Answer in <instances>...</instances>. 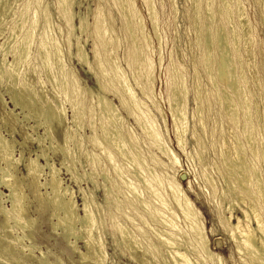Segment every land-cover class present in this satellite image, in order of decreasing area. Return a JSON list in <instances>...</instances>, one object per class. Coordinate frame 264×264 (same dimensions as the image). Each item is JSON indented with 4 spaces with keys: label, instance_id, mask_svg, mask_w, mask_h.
I'll return each instance as SVG.
<instances>
[{
    "label": "bare ground",
    "instance_id": "6f19581e",
    "mask_svg": "<svg viewBox=\"0 0 264 264\" xmlns=\"http://www.w3.org/2000/svg\"><path fill=\"white\" fill-rule=\"evenodd\" d=\"M19 0H0V28L3 27L2 23L5 21V19L8 17V15H10V12L12 10H14L13 8L15 7L16 3ZM21 1V0H20ZM19 1V2H20ZM25 1V0H23ZM29 1V0H28ZM31 1V0H30ZM29 1V2H30ZM42 0H38L36 2V0L34 2H36L37 4H41ZM57 1V0H56ZM120 3V0H117ZM122 2V14H124V19H125V24L128 30V36H131V41L132 42V52L131 56L132 57V66L133 68L135 67L134 70V75H135V81H136V86L139 88H137L138 90H140V94H142L143 98L145 99V101H148L149 103H152L153 100V92H155L152 89V86L154 85V64L152 62V60L147 57L146 51L144 46L146 45L145 43H147V38H146V34H145V30H144V23H143V19L142 17H138L140 16V14H137V10H136V1L135 0H121ZM146 7V9L148 10L147 14L150 17V24L152 25V29L154 31L153 34H155L156 36H158V30H159V20L157 19V15H156V10H155V6H154V1L153 0H142ZM171 1V0H170ZM177 1V0H176ZM175 1V2H176ZM190 4H193L194 6V12H195V24L196 26V33H198L196 35L197 37V45L198 46H202L203 47V56H201V58L203 57L202 60V64L204 66V70H205V77H207V81L210 82L211 86L214 87V89H216L218 92V95L220 97V103L222 107L220 109V107L218 109L223 110L220 113H222V116L224 118H226V122L228 121L231 130H230V137L232 139V145H229V143L227 144L225 137L222 138L221 142H222V147H221V153L219 151V155L223 153V157L221 156V158H223L222 163L223 166L225 167L227 173L228 174V180H224L226 181V184L228 186V190L231 192L229 194H232L233 197L236 195L235 198H237L236 200H238L237 202L241 201L242 204L243 202H245L244 204L247 203V207L243 212V218H237V222L236 224L231 226V234L233 233L234 237H236V232H240V236L241 238L245 239V244L247 245V248H243V246L241 244H236V248L235 251L237 252L239 250V253L241 254V251H245V253H247V257L245 258V260L248 258V256L252 259V260H248L249 262L254 260V264H264V119H261L259 116V111H258V107L256 104V100H254L252 94L248 95L246 94V91L243 88L246 84H247V76L245 75V72L243 73V65H241V68H243L241 71L242 73L239 74L237 73V69L238 67L236 66V58L234 59V56H236L237 53V45H238V40L240 41V38L238 35H242V37L245 39V42L248 41L250 38V30L252 32V29L248 28L247 21L249 22V19H245V13H244V9L242 7V4L240 2V0H220L219 6H216L215 2L216 0H189ZM215 1V2H214ZM18 2V3H19ZM28 2V3H29ZM33 2V3H34ZM41 2V3H40ZM58 8H59V15L61 14V16L65 19L66 24L68 29H70V31H76L78 27V29L81 31L80 33H84L86 30V18L84 17H79V26L75 25L74 21L76 19V15L73 12V0H58ZM174 2V3H175ZM27 3V4H28ZM117 3V4H119ZM21 4V3H20ZM24 4V5H27ZM30 4V3H29ZM27 5L26 7H24V10H22L20 16L18 17V22L16 24V27L13 28V34L10 36L9 40L6 39L5 42H3L1 44V50L4 51L5 48L8 46V44L10 43V41L12 39H14L16 37L17 34V30L22 31L23 32V28L27 27L25 29V32L21 35V41L18 42V45H16L17 47H15L14 43L19 40H13L15 41L14 43H12L14 45V50L12 52V57L13 60H7V56H8V52L11 50L10 46L8 49H10L8 51V49L4 52V55H2L3 53H1L2 56H4L3 60H0V85H3L11 92V101L12 104L14 105V110L15 109H21L24 111V109H31L33 108L34 105H36L37 103V97H38V90L35 89L34 87H32V83L30 81V73L31 72H35L36 76H39L38 73L36 71H31L29 69H26L27 65L32 64V60H36L39 59L42 62V65L44 67V71L46 74V79L47 82L51 84V86L53 87L52 89H54L55 92H57L60 95L65 96L67 99V102H70L71 105V110L73 111L72 115H73V120L76 123H80L82 122L83 118H85V114L87 113V111L89 110L91 115H94V113H96L94 110L92 111V108L88 109L86 111V109L84 108L85 104L84 101L85 100V96H87L85 94V96H82V93L79 89H77V87H79L78 82H76L77 80L75 79L76 75H72L73 72H70V69H67L69 67H67V65H65L64 60H63V52L61 51L60 47L57 46V44L55 43V41L53 40L54 38H52L51 36V32L50 34L48 33V30L46 28V26L43 27L42 25V29H43V33L41 34L40 41L38 42V49L35 55L32 56V50L31 47L33 45V41L36 39V37L34 38V36L37 34H35V32L39 29L38 23L39 22V16H38V10L35 11L39 6H37V8L35 10H33L31 17H29V10H30V5ZM48 4V3H47ZM121 4V3H120ZM34 5V4H33ZM35 6V5H34ZM178 5H176L175 8H177L176 11H178ZM41 7V6H40ZM75 7V6H74ZM116 7V4H115ZM119 7V6H118ZM120 7V8H121ZM191 7V6H190ZM20 8V7H19ZM34 8V7H33ZM117 9V8H116ZM41 10V9H39ZM47 10V9H46ZM49 10V9H48ZM40 12V11H39ZM49 12V11H48ZM99 12H101L99 10ZM103 12V11H102ZM139 12V11H138ZM179 12V11H178ZM42 13V12H41ZM44 13V10H43ZM189 13V12H188ZM103 14V13H102ZM120 14V13H119ZM220 15V19H225L224 21L219 20V24L218 27L216 28V26L214 27L215 29H217V31L215 29H213L216 31V33L212 32L211 29V25L213 24L214 21L217 22L216 16ZM40 15V14H39ZM45 15V16H44ZM43 15V17L45 18L46 21V25L51 26L52 24H50L51 22H49L51 18H49V14L45 13ZM105 15V14H103ZM121 15V14H120ZM42 16V15H41ZM106 16V15H105ZM104 16V17H105ZM192 16V15H191ZM120 17V16H119ZM14 18V17H13ZM43 18V20H44ZM49 18V19H48ZM61 18V17H60ZM193 18V17H192ZM8 19V18H7ZM16 19V17H15ZM120 19V18H119ZM149 19V18H148ZM106 20V19H105ZM105 20L102 19V15L101 13L97 14L96 17V21H95V34L97 35V39H98V44L100 45V47L103 48V50H106L109 48H111V46L113 47V50H115L117 48V39L113 38V29H112V23L108 22L105 23ZM194 20V19H193ZM204 20H206L207 22L204 23ZM12 20H10L11 22ZM14 21V20H13ZM16 21V20H15ZM64 21V22H65ZM43 22V21H42ZM60 22V21H59ZM113 22V21H112ZM123 22V21H122ZM234 22H237V27L234 24ZM6 24V23H5ZM12 24V23H11ZM14 24V23H13ZM14 24V25H15ZM50 24V25H49ZM215 24V23H214ZM8 25V24H7ZM6 26V25H5ZM53 26V25H52ZM51 26V27H52ZM251 27V24L249 25ZM125 27V28H126ZM5 28V27H4ZM10 28V27H9ZM40 28V27H39ZM53 28V27H52ZM58 28V27H57ZM76 28V30H75ZM193 28V29H194ZM8 29V27L6 28ZM5 29V30H6ZM49 29V28H48ZM61 28L59 27V30ZM189 29V28H188ZM3 30V29H1ZM0 30V31H1ZM78 30V31H79ZM232 31L230 32V34L232 33V35H229L228 31ZM69 31V30H68ZM152 31V32H153ZM241 32L240 34L237 32ZM11 32V31H10ZM11 32V33H12ZM20 32L19 35L22 33ZM62 32V30L60 31V33ZM125 32V31H124ZM4 33V32H1ZM0 33V34H1ZM126 33V32H125ZM6 34V32H5ZM4 34V35H5ZM40 34V33H39ZM53 34V33H52ZM75 35V32L72 33V35ZM148 34V33H147ZM252 34V33H251ZM3 35V34H2ZM61 35V34H60ZM73 35V36H74ZM82 35V34H81ZM160 35V34H159ZM1 36V35H0ZM18 36V34H17ZM39 36V35H38ZM127 36V34H126ZM149 36V34H148ZM155 36V37H156ZM191 36V35H190ZM232 36V37H230ZM253 36V34L251 35V37ZM75 37V36H74ZM4 38V37H3ZM129 38V37H128ZM149 38H151V36H149ZM158 38H161V36H159ZM1 39V38H0ZM76 39V38H75ZM96 39V40H97ZM127 38H125L126 41ZM157 39V38H156ZM242 39V38H241ZM243 39V41H244ZM57 40V39H56ZM130 40V39H129ZM152 40V39H151ZM160 40V39H159ZM253 40H255L253 38ZM9 41V42H8ZM58 41V40H57ZM70 41V40H69ZM121 41V40H120ZM150 41V40H149ZM251 41V40H250ZM250 41H248L247 43H249ZM36 42V41H34ZM127 42V41H126ZM152 42V41H151ZM149 42V45H151ZM158 42V41H157ZM161 42V41H160ZM254 41H252L253 44ZM15 43V44H16ZM58 43V42H57ZM97 43V42H96ZM128 43V42H127ZM242 43V42H241ZM161 44V43H159ZM244 44V42H243ZM60 45V44H58ZM98 45V46H99ZM120 45V42H119ZM118 45V46H119ZM144 45V46H143ZM251 44L248 45V49L251 50V48L249 47ZM82 46V45H81ZM95 46V45H94ZM152 46V45H151ZM239 46V45H238ZM244 46V45H243ZM247 46V44H246ZM254 46V45H251ZM72 47V46H70ZM78 47V45H77ZM120 47V46H119ZM147 47V46H146ZM202 47H200L202 49ZM13 48V47H12ZM33 48V47H32ZM36 48V46H35ZM84 48V47H83ZM98 48V47H97ZM97 48H95L94 55L95 58L99 61H102L100 59V51L97 50ZM149 48V47H148ZM147 48V49H148ZM239 48V47H238ZM247 48V47H246ZM245 48V49H246ZM253 48V47H252ZM86 49V48H85ZM85 49L82 48H78V56L79 59L82 61V63L86 64L89 66V60H88V55L85 52ZM119 49V48H118ZM243 49V51L245 50ZM102 50V49H100ZM112 50V51H113ZM162 50V49H161ZM116 51V50H115ZM150 51V50H149ZM239 54H240V50L238 49ZM249 51V50H248ZM108 52V50H107ZM129 52V50H128ZM131 52V51H130ZM129 52V53H130ZM161 52V51H160ZM215 52L218 53V58H217V62L215 65ZM252 52V50H251ZM250 52V54H251ZM109 53V52H108ZM113 53H115L113 51ZM111 53V54H113ZM248 53V52H247ZM254 53V52H253ZM10 54V53H9ZM72 54V53H71ZM118 54V52L116 53ZM128 54V53H127ZM246 54V53H245ZM244 54V55H245ZM256 54V53H254ZM254 60H257V57L254 56ZM11 55V54H10ZM159 55V53H158ZM161 55V54H160ZM159 55V56H160ZM242 55V54H241ZM249 55V53L247 54V56ZM252 55V54H251ZM251 55H250V59H251ZM88 56V57H87ZM109 55H107L106 53V63H107V67L104 66L103 62L99 63V66L101 68L102 74L104 77L107 78V85H109V88L106 84L103 85H99L102 90L107 93V92H112L111 94L114 93V95L118 98V100L120 101V103L125 108L130 116L132 115L133 120H136L137 123L139 124V128H141L145 139L147 138L148 140L146 141V143L149 141L148 144H150V147L152 150L157 151L159 154H161L163 157H167V159L169 158L171 161L175 158L176 156L173 154L172 150H170V148L167 146L164 135L160 129V126L158 124V122H156V117L153 116V114L149 111V107H147L146 103L141 102V100L138 98L135 90L133 89V87L131 86L129 80H128V76H126L125 71L122 69V67L120 66L119 62L116 60H110L108 58ZM117 56V55H115ZM163 56V55H161ZM171 56V55H169ZM237 57V56H236ZM243 57V56H242ZM241 57V58H242ZM252 57V58H253ZM256 57V58H255ZM104 58V59H105ZM129 58V57H128ZM131 58V57H130ZM240 58V55H239ZM248 58V57H247ZM78 59V58H77ZM160 59V62L162 59V57H159L158 60ZM219 59V60H218ZM244 60V58H242ZM264 59V58H263ZM78 60V61H80ZM119 60V58H118ZM252 60V59H251ZM253 60V61H254ZM96 61V60H95ZM104 61V62H105ZM120 61V60H119ZM129 61V59H128ZM248 61V60H246ZM258 61V60H257ZM256 61V62H257ZM37 62V60H36ZM35 62V65L37 64ZM158 62V61H157ZM159 62V63H160ZM40 63V62H39ZM38 63V64H39ZM105 63V65H106ZM163 63V62H162ZM238 63V62H237ZM239 63L241 64V61H239ZM251 63V62H250ZM255 63V62H253ZM161 64V63H160ZM158 64V66L160 65ZM201 64V65H202ZM239 64V65H240ZM246 64V63H245ZM248 64V63H247ZM257 64V63H256ZM259 64V63H258ZM34 65V64H33ZM163 65V64H161ZM249 65V64H248ZM252 65V64H251ZM250 65V66H251ZM87 66V67H88ZM131 65L129 64V67ZM174 65L171 64V68H173ZM257 65L254 64V66L252 67H256ZM29 67V66H27ZM31 67V66H30ZM240 67V66H239ZM246 67V66H245ZM40 68V66H39ZM90 68V67H89ZM88 68V69H89ZM132 68V69H133ZM156 68V67H155ZM248 68V67H247ZM250 68V67H249ZM248 68V69H249ZM36 69V67H35ZM99 69V68H98ZM128 69V68H127ZM161 69V68H160ZM175 69V67H174ZM173 69V70H174ZM251 69V68H250ZM255 69V68H254ZM34 70V68H33ZM38 70V69H37ZM73 70V69H72ZM71 70V71H72ZM90 70V69H89ZM100 70V69H99ZM98 70V71H99ZM196 70V69H195ZM203 70V71H204ZM256 70V69H255ZM240 71V72H241ZM250 71V70H249ZM248 71V72H249ZM252 71V69H251ZM258 71V70H256ZM100 72V71H99ZM178 72V71H177ZM195 72V71H194ZM43 73V72H42ZM72 73V74H71ZM173 73V82H172V86H171V95H170V100H169V104H170V116L172 118L173 121V129H174V134L176 136V142L178 143L179 148L184 149V147H186V132H187V127H189V123H188V109H187V98H188V90L186 89V83L184 84V76L178 75V73ZM196 73V72H195ZM204 73V72H203ZM251 73V72H250ZM249 73V74H250ZM254 72H252L253 74ZM259 73V72H257ZM133 74V72L131 73ZM180 74V73H179ZM199 74V73H197ZM42 75V74H41ZM133 75V76H134ZM196 75V74H195ZM202 75V74H201ZM98 76V75H97ZM102 76V75H101ZM42 77V76H41ZM103 77V78H104ZM199 77H197L196 75V79L198 78L199 81ZM258 77V76H257ZM100 78V77H99ZM105 78V79H106ZM134 77H132L133 79ZM201 78V77H200ZM252 78V77H251ZM260 78V77H258ZM36 79V78H35ZM41 79V78H39ZM78 79V78H77ZM38 80V79H36ZM171 80V77H170ZM195 80V79H194ZM253 80V79H252ZM258 80V79H257ZM43 81V79H42ZM39 82L38 84L40 85V90L42 91V93L44 94V91H46V85L44 82ZM203 81V80H202ZM255 81V80H254ZM260 81V80H258ZM257 81V82H258ZM204 82V81H203ZM6 83V84H5ZM194 83V81H193ZM221 83L223 85H221ZM80 84V83H79ZM100 84V83H98ZM200 84V81H199ZM209 84V83H208ZM220 84V87H219ZM258 84H260L258 82ZM197 84H195L196 86ZM194 86V85H193ZM203 86V85H202ZM201 86V88H202ZM248 86H249V82H248ZM256 85H254L255 87ZM2 87V86H1ZM4 87V88H5ZM81 88V87H80ZM84 88V87H83ZM196 88V89H195ZM193 91L197 92L196 94L198 95L197 97H202V95L200 96L198 88L199 86L195 87ZM200 88V89H201ZM205 88V87H204ZM207 88V86H206ZM249 88V87H248ZM258 88V87H257ZM6 89V90H7ZM247 89V88H246ZM256 89V87H255ZM262 89V88H260ZM48 90V89H47ZM169 90V91H170ZM206 90V89H205ZM248 90V89H247ZM251 90V89H250ZM257 90V89H256ZM264 90V89H262ZM53 91V90H52ZM107 91V92H106ZM201 91H203L201 89ZM208 91V90H207ZM215 91V90H214ZM260 90H258L259 92ZM84 92V90H83ZM91 92V91H90ZM251 92V91H250ZM264 92V91H263ZM263 92H261L260 94H263ZM85 93V92H84ZM89 92H87L88 94ZM210 93V92H209ZM208 93V94H209ZM212 93V92H211ZM214 93V92H213ZM254 93V92H253ZM1 94V92H0ZM91 94V93H90ZM94 94V93H93ZM196 94L195 97H196ZM205 94V93H204ZM207 94V93H206ZM205 94V96H206ZM207 94V95H208ZM215 94V93H214ZM217 94V93H216ZM57 95V94H56ZM217 95V96H218ZM258 97V94H255L254 96ZM264 95V94H263ZM3 96V94H2ZM45 96V95H44ZM48 95L46 94V97ZM59 96V95H58ZM57 96V97H58ZM61 96V97H63ZM94 95H92L93 98ZM45 97V98H46ZM60 97V96H59ZM159 97V95H158ZM196 97V106L197 108H195L198 114V120L200 121V124L202 126L201 129L205 130L204 128V124H203V114H202V110H201V105L202 102V98L201 100ZM213 97V95H212ZM218 97V98H219ZM260 97V95H259ZM263 97V96H262ZM261 97V99H262ZM41 99V97H39ZM115 98V97H114ZM206 98V97H205ZM209 98V97H208ZM217 98V97H216ZM217 98V99H218ZM39 99V101H41ZM47 99H49L47 97ZM58 99V98H57ZM64 99V98H63ZM98 111H99V116H101V127L103 130V140H101L100 138L97 137V135H92V142L99 147L102 152H104L107 155V159H109V161L111 162V166L114 167V171L117 173V176L120 178L122 185H124V187H126V191L130 192V196L132 197V204L134 206L135 203L144 206L145 210L150 213L151 218L153 219V223L157 222V223H162L163 226L165 227V229L167 230H162L157 231L158 234L161 236L162 241L164 242V245L167 244V247L169 246V248L176 246L178 244L183 245L184 243L187 242V240H189L188 237L186 240H184L182 237V234H184V230L181 227V225H179L175 218H177V214L175 212V210L172 208L171 204L176 203V205L178 206L179 210L181 211V215H183L185 222L187 223V226L189 227L190 231L192 232L194 239H192V242H188L190 244L197 243L198 246L200 247V249L202 250L201 253L199 254L198 251H196L198 253V256L195 257L196 259H194V263L189 259V252L185 251V252H181L179 249L181 248H177L176 252H172L173 250L170 249L171 251H168L171 256L172 259L174 258L175 264H202L203 262L205 264H208V261H211L210 263L212 264H216L215 261H219L220 257H218L216 254L212 253L207 245V241L208 238L206 239L205 236V232H204V226L202 224V222L199 220V215L200 213H198V211L195 209L194 204L190 201V199L187 197V195L183 192V190L180 188L179 183L177 182V180H175L176 178L172 176V178H169L168 181H165V177L164 180L161 177H159V175H156L155 173V166H158V164L154 167H150L149 165L152 163L150 161L149 165H148V161L146 160V158H144L143 154L141 153L143 149H141V152L139 150L138 145L136 144V141L138 142L139 139H137V137L135 136L134 132H132L133 135L126 134L128 135V139L126 138L124 132L122 131V129L124 127H122V123H124V121L122 122V118H121V114L119 115V111L117 109V107L113 104V102L111 100H109L108 98L99 95L98 96ZM256 99V98H255ZM2 100V99H1ZM114 100V99H112ZM205 100V99H204ZM214 100V98L212 99ZM263 100V99H262ZM3 101H5L3 99ZM43 101V99H42ZM206 101V100H205ZM204 101V102H205ZM209 101V99H208ZM215 101V100H214ZM213 101V102H214ZM260 101V99H259ZM264 101V100H263ZM262 101V102H263ZM1 102V101H0ZM49 102V100H48ZM64 102V101H63ZM62 102V103H63ZM66 102V103H67ZM157 102V100H156ZM258 102V100H257ZM51 103V100H50ZM159 104V102H157ZM208 102H205V104ZM219 104V102H217ZM264 103V102H263ZM7 104V103H6ZM38 104V103H37ZM40 104V103H39ZM38 104V105H39ZM43 104V103H42ZM85 104V105H84ZM155 104V103H154ZM195 104V103H194ZM209 104V103H208ZM217 104V105H218ZM259 104V103H258ZM262 104V103H261ZM3 105V103H2ZM37 105V106H38ZM41 105V104H40ZM49 105V104H48ZM47 105V106H48ZM66 105V104H65ZM160 105V104H159ZM215 105V104H214ZM7 106V105H6ZM46 106V105H45ZM42 107L41 111H40V116L41 118L44 117L45 120L50 121L52 123V121L57 122L58 124H63L65 121V115L67 114L65 111V108H63V104L56 102V105L51 106L50 108L48 107ZM63 106V107H62ZM260 106V105H259ZM92 107V106H91ZM95 107V106H94ZM119 107V106H118ZM153 107V106H152ZM169 107V106H168ZM203 107V106H202ZM206 107V106H205ZM204 107V108H205ZM208 107V106H207ZM209 107H212L211 104ZM5 108V107H4ZM41 108V106H40ZM154 108V107H153ZM162 108V107H161ZM202 108V109H204ZM6 109V108H5ZM96 109V107H95ZM121 109V108H120ZM217 108H215L216 111ZM14 110L12 109V111H10L11 114L14 113ZM28 110V111H29ZM34 110V109H33ZM37 110V109H36ZM67 110V109H66ZM70 110V111H71ZM97 110V109H96ZM207 110H209V108H207ZM219 110V111H220ZM16 111V110H15ZM218 111V112H219ZM22 112V111H21ZM35 112V111H34ZM39 112V111H38ZM159 112V111H158ZM161 112V110H160ZM9 113V114H10ZM36 113V112H35ZM209 113V111H208ZM211 113V110H210ZM216 116H217V111L215 112ZM19 114V113H18ZM29 114V113H28ZM31 114V113H30ZM193 114V113H192ZM24 115V114H23ZM37 115V114H36ZM35 115V116H36ZM98 115V114H97ZM208 115V114H207ZM210 115V114H209ZM212 115V114H211ZM219 115V114H218ZM264 115V114H263ZM12 116V115H11ZM14 116V115H13ZM17 118H19L17 115H15ZM14 116V117H15ZM28 116L31 115H26L24 116L23 120H27ZM89 116V115H88ZM129 116V115H128ZM129 116V117H130ZM221 116V115H219ZM3 117V116H2ZM2 117H0L1 119H3ZM13 117V118H14ZM38 117V116H37ZM222 117V118H223ZM31 118V117H30ZM68 118V115H67ZM72 118V117H71ZM221 118V117H220ZM241 118V119H240ZM16 119V118H15ZM38 119V118H36ZM35 119V120H36ZM90 119V118H89ZM124 119V118H123ZM194 119V118H192ZM208 119V118H207ZM4 121L6 119H3ZM19 120V119H18ZM22 120V122H23ZM31 120V119H30ZM72 120V119H71ZM85 120V119H84ZM91 120L94 121V119L91 118ZM90 120V121H91ZM95 120H96V115H95ZM219 120V118H218ZM21 121V120H20ZM43 121V120H42ZM47 121V122H48ZM91 121V122H93ZM99 121V120H98ZM164 121V120H163ZM195 121V120H194ZM37 122V121H36ZM167 122V121H166ZM215 122V121H214ZM6 123V122H5ZM24 123V122H23ZM42 123V122H41ZM40 123V124H41ZM45 123V121H44ZM94 123V122H93ZM97 123V122H96ZM126 123V122H125ZM136 123V122H135ZM164 124H166L165 122H163ZM213 123V122H212ZM217 123V122H216ZM82 124V123H80ZM219 124V122H218ZM217 124V125H218ZM5 125V124H4ZM8 125V124H7ZM26 125V124H23ZM43 125V124H42ZM45 125V124H44ZM43 125V126H44ZM53 125V124H51ZM73 125V124H72ZM90 125V124H89ZM137 125V124H136ZM167 125V124H166ZM213 125V124H212ZM216 125V124H215ZM216 125V127H217ZM221 126L224 127V125L220 124ZM38 126H40L38 124ZM37 126V127H38ZM63 126V125H62ZM61 126V128H62ZM75 126V124H74ZM79 126V125H78ZM77 126V127H78ZM95 126V124H94ZM93 126V127H94ZM100 126V125H99ZM125 126V124L123 125ZM165 126V125H164ZM195 126V125H194ZM199 126V124H198ZM24 127V126H23ZM53 127V126H51ZM76 127V126H75ZM76 127V129H77ZM82 127V126H81ZM96 127V126H95ZM100 127V128H101ZM129 127V126H128ZM215 127V126H214ZM215 127V130L217 129ZM221 127V128H223ZM10 128V127H9ZM26 128V127H25ZM28 128V127H27ZM30 128V127H29ZM34 128V127H33ZM54 128V127H53ZM72 128V126H71ZM166 128V127H165ZM194 128V127H193ZM52 129V128H51ZM75 129V131H76ZM96 129V128H95ZM130 129V128H129ZM128 129V130H129ZM240 129H243V133L241 132L238 133V131ZM16 132L17 129L15 128ZM33 130V129H31ZM66 130V129H65ZM68 130V129H67ZM80 130V129H79ZM92 130V129H91ZM101 130V129H100ZM202 130V131H203ZM224 130V129H223ZM223 130H220V132H222ZM36 131V129H35ZM35 131H33L35 133ZM97 131V130H96ZM131 131V130H130ZM214 131V130H212ZM13 132V130H12ZM46 132V130H45ZM48 132V130H47ZM46 132V133H47ZM66 132V131H65ZM70 132V131H68ZM74 132V131H73ZM101 132V131H100ZM127 132V131H126ZM129 132V131H128ZM141 132V133H142ZM167 132V130H166ZM196 132V131H195ZM207 132V131H205ZM225 131H223L224 133ZM14 133V132H13ZM37 133V132H36ZM35 133V134H36ZM45 133V134H46ZM50 133V132H49ZM52 133V131H51ZM101 133V134H102ZM193 133V132H192ZM217 134V131L215 132ZM29 134V133H28ZM95 134V133H94ZM97 134V133H96ZM168 135V133H166ZM197 134V133H196ZM210 134V133H209ZM214 134V133H213ZM48 135V134H47ZM64 135V134H63ZM69 137L72 136L70 134H68ZM193 135V134H192ZM215 135V134H214ZM218 135V134H217ZM216 135V136H217ZM226 134H223V136ZM30 136L32 137V135L30 134ZM50 136V135H49ZM52 137V136H50ZM66 136V141L67 142L69 140V138ZM91 136V135H90ZM102 136V135H101ZM207 136V135H206ZM222 136V135H221ZM54 137V136H53ZM77 137V136H76ZM85 137V136H84ZM83 137V138H84ZM196 137V135H195ZM211 137V135H210ZM25 138H29L28 136ZM37 138V137H36ZM81 138V136H80ZM140 138V137H139ZM194 138V136H193ZM192 138V139H193ZM213 138V136H212ZM220 138V137H219ZM228 138V137H227ZM32 139V138H31ZM44 139V138H43ZM47 138H45L44 140H46ZM54 139V138H53ZM70 139H72L70 137ZM199 138H197L198 140ZM221 139V138H220ZM229 139V138H228ZM30 140V139H29ZM82 140V138H81ZM85 140V139H84ZM87 140H90V138H88ZM143 140V138H142ZM195 140V139H194ZM212 140V139H211ZM216 140V139H215ZM34 141V140H33ZM31 141V142H33ZM37 142H39V144L41 145L42 142V137H38L36 139ZM35 141V142H36ZM71 140H69L70 142ZM80 141V140H79ZM196 141V140H195ZM200 142V140H198ZM218 141H220L218 139ZM228 141V140H227ZM230 141V139H229ZM23 142V141H22ZM30 142V141H29ZM33 142V143H35ZM53 142V140H52ZM84 142V141H83ZM87 142V141H86ZM90 142V141H89ZM45 143V142H44ZM77 143V142H76ZM82 144V142H80ZM78 143V144H80ZM139 143V142H138ZM144 142V144H146ZM201 143V142H200ZM214 143V141H213ZM220 143V142H219ZM20 144V143H19ZM68 144V143H67ZM73 144V143H72ZM91 144V143H89ZM140 144V143H139ZM15 145V144H14ZM21 145V144H20ZM26 145V144H25ZM44 145V144H43ZM46 145V144H45ZM65 145V144H64ZM197 147L198 144H196ZM213 145V144H212ZM59 146V145H58ZM67 146V145H66ZM77 146V144H76ZM82 146V145H81ZM203 146V144H202ZM16 147V146H14ZM40 146H38L39 148ZM45 147V146H44ZM49 147V146H47ZM57 148V146H54ZM63 147V146H62ZM95 148V146H93ZM146 147L148 148V146L146 145ZM214 147H215V143H214ZM217 147V145H216ZM219 147V146H218ZM219 147V148H220ZM60 148V147H59ZM67 148V147H66ZM201 148V147H200ZM204 148V147H203ZM46 149V148H44ZM49 149V148H48ZM70 149V147H69ZM84 149V148H83ZM96 149V148H95ZM99 149V150H100ZM149 149V148H148ZM213 149V148H212ZM52 150V149H51ZM59 150V149H58ZM58 150H55V152H57ZM67 150V149H66ZM86 151H88L87 149H85ZM84 150V151H85ZM216 150V148L214 149ZM16 151V149H15ZM40 151V150H39ZM53 151V150H52ZM69 151V150H68ZM80 151V150H79ZM145 151V150H144ZM181 151V150H180ZM196 151V150H195ZM201 151V150H200ZM24 152V151H23ZM49 152V151H48ZM54 152V153H55ZM64 152V154H66L65 149L62 151V153ZM70 152V151H69ZM147 152V151H145ZM150 152V150H149ZM153 152V151H152ZM185 152V151H184ZM203 152V151H202ZM248 152L251 153V156L248 155ZM22 153V152H21ZM20 153V155H21ZM86 153V152H85ZM58 154V153H57ZM71 155V152L69 153ZM78 154V153H77ZM84 153H80V155H83ZM146 154V153H145ZM148 154V153H147ZM153 155H156L154 152L152 153ZM151 154V156H152ZM186 154V153H185ZM191 153H189L188 155H190ZM198 154V153H196ZM36 157L35 158H30L29 162L27 163L26 167V171H27V180L29 183V187L33 190V192L35 193V195H40L41 197L39 198H43L40 193L41 187L45 188L46 193V199H42L40 200V205L41 207L44 206V208H47L46 205H49L48 207L52 206L55 209V213L52 214L53 217H56L57 223L54 224L53 226L55 228H57L59 230V226H62L61 228H63L64 226L66 227V231L63 233H68L70 236H74L75 234V226L77 223H81L84 226H87V228H91V227H95L96 224L98 223L99 218H97V215H93V213L95 212H91L92 208L90 209V204L88 203L87 200H83L84 204H83V208L82 211L84 213V215L80 216L79 215V211H77V202L74 201V197H73V193L70 191V188L68 187H64L62 178H60V170L58 169L56 166H54L55 164H51L47 159H46V154L45 151L42 150V153H38L35 154ZM69 155V156H70ZM93 155V154H92ZM95 155V154H94ZM149 155V154H148ZM174 155V157H173ZM216 155V154H215ZM23 156V154H22ZM50 156V155H49ZM86 156L87 157H90ZM98 157H100L99 155H97ZM102 156V154H101ZM150 156V155H149ZM200 157L201 159V154L199 153V155H197ZM24 157V156H23ZM31 157V156H30ZM48 157V156H47ZM92 157V156H91ZM96 157V156H94ZM94 157L92 159H94ZM97 157V158H98ZM153 157V156H152ZM198 157V158H199ZM45 160H44V159ZM68 158V157H67ZM71 158H73L71 156ZM83 158V157H82ZM95 158V159H97ZM119 158H121L122 160H124V162L127 163L126 166H124L125 168H123V165L119 162ZM155 158V157H153ZM164 158V159H165ZM180 158V157H179ZM42 159L45 161V164H42L40 161H42ZM66 159V157H63V160ZM75 159V158H74ZM91 159V158H90ZM94 159V160H95ZM100 159V158H99ZM148 159V156H147ZM156 159L158 162V158L156 156ZM168 159V160H169ZM199 159V160H200ZM24 160V159H23ZM80 160V159H79ZM89 160V159H86ZM102 160V159H101ZM149 160V159H148ZM174 160V161H175ZM198 160V161H199ZM203 160V159H201ZM200 160V161H201ZM20 161H22V158L19 157H15L14 154V150H13V144L11 145V143L7 140V138H4V136L1 135L0 133V162L3 163V165L1 166L0 164V186L8 191V194L5 195V198H8L11 206L6 207L4 204V193L1 192V199H0V228L3 229V233H1L0 231V249H2L5 252H15L16 250H18L19 248H21V251H25V247L20 246L21 242L24 241L25 242V237L27 236L25 234L27 229H31L32 226H34L35 224H37V222L31 218L27 217V210L28 208H26L25 205V196L24 193L21 190V181L20 184L18 183L19 180H17L16 178V174H15V170L17 168V165L20 163ZM51 161V160H50ZM66 161V160H65ZM64 161V162H65ZM68 161V160H67ZM72 161V160H71ZM70 161V162H71ZM74 161V160H73ZM76 161V160H75ZM91 161V160H90ZM121 161V160H120ZM147 161V164L146 162ZM160 161V160H159ZM172 162L171 164H175L177 162ZM204 161V160H203ZM203 161H202V165H203ZM255 161L259 162L261 166L255 164ZM93 162V161H92ZM91 162V164H92ZM98 162V161H97ZM123 162V161H121ZM155 161L153 160V163ZM155 162V163H156ZM170 162V161H169ZM256 162V163H257ZM68 163V162H67ZM72 163V162H71ZM77 163V161L75 162V164ZM79 163V161H78ZM102 163V162H100ZM160 163V162H159ZM65 164V163H62ZM69 164V163H68ZM89 164V166L91 165ZM121 164V165H120ZM125 164V163H124ZM161 166L164 165V162L161 161ZM159 164V165H160ZM200 164V163H199ZM205 164V163H204ZM99 165V164H98ZM175 165H173L174 167H176ZM179 165V163L177 164ZM201 165V166H202ZM70 165H68L69 167ZM74 166V165H73ZM95 166V164H94ZM103 166V165H102ZM168 166V165H167ZM66 166L63 165V168H65ZM92 168V166H90ZM181 167V166H180ZM71 168V167H70ZM73 168V167H72ZM75 168V167H74ZM100 168V167H99ZM159 168V166L157 167ZM164 168V167H163ZM167 168V167H166ZM179 168V166H178ZM218 171L219 169L217 168V164L215 167ZM67 169V168H66ZM161 169V168H160ZM177 169V168H175ZM180 169V168H179ZM48 170V171H47ZM72 169H70L71 171ZM96 170V169H95ZM18 171V169H17ZM68 171V170H67ZM69 171V172H70ZM104 171V170H103ZM170 171V168H169ZM172 171V170H171ZM176 171V170H174ZM180 171V170H179ZM93 172V171H92ZM97 172V170L95 171ZM101 172V171H100ZM72 173V172H70ZM94 173V172H93ZM176 173V172H175ZM205 175V181L211 185V187H213V190L217 189V187L215 188V184H214V180L212 181L213 178H209L208 177V171L202 172ZM92 174V173H91ZM98 174V173H97ZM102 174V173H101ZM104 174V173H103ZM102 174V176H104ZM159 174V172H158ZM202 174V176H203ZM221 174V173H220ZM72 175V174H71ZM107 175V174H106ZM115 175V174H114ZM163 175V174H162ZM177 175V174H176ZM43 176H45L46 178L44 179L45 182H41V178L43 179ZM74 176V175H73ZM167 176H169V174H167ZM109 177V175H108ZM115 177V176H114ZM212 177V176H210ZM223 177V176H222ZM79 178V177H78ZM94 180V176L92 177ZM91 178V179H92ZM99 178V177H98ZM117 178V177H116ZM166 178V179H167ZM227 178V177H226ZM223 178V179H226ZM23 179H25L23 177ZM62 179V180H61ZM81 179V178H80ZM79 179V180H80ZM97 179V178H96ZM76 180V179H75ZM82 180V179H81ZM98 180V179H97ZM107 180V178H106ZM110 182H108L109 184L111 183V179L109 180ZM93 182V181H92ZM95 182V181H94ZM106 182V181H105ZM113 182V181H112ZM117 183V181H116ZM188 185H190V181H188ZM206 183V185H207ZM24 184V183H23ZM22 184V185H23ZM93 184V183H92ZM95 184V183H94ZM99 185V183H97ZM104 184V183H103ZM115 184V182H114ZM116 185V184H115ZM122 185H117V189L122 187ZM94 186V185H93ZM103 186V185H102ZM226 186V185H225ZM97 187V185H96ZM99 187V186H98ZM110 187V186H109ZM114 187V186H113ZM210 187V188H211ZM106 189V188H104ZM110 189V188H108ZM112 189V188H111ZM206 189V188H205ZM119 190V189H118ZM121 190V188H120ZM145 190L148 193V198H143L145 197V195H143V192H145ZM186 190V189H185ZM212 190V191H213ZM223 190V189H222ZM227 190V189H226ZM110 191V190H109ZM112 191V190H111ZM111 191L109 193H111ZM116 191V190H115ZM207 191V190H206ZM86 192V191H84ZM123 192V191H122ZM121 192V193H122ZM214 192V191H213ZM218 190H216L217 194ZM223 192V191H222ZM40 193V194H39ZM107 193V194H109ZM114 193V192H113ZM112 193V194H113ZM120 193V194H121ZM146 193V192H145ZM225 193V192H223ZM83 194V193H82ZM129 194V193H128ZM215 194V195H216ZM222 194V193H221ZM91 195V194H89ZM88 195V196H89ZM125 195V194H124ZM214 195V196H215ZM218 195V194H217ZM216 195V196H217ZM228 195V194H225ZM117 196V194H116ZM147 196V195H146ZM215 196V197H216ZM28 197V196H27ZM85 197V195H84ZM92 197H94L92 195ZM109 197V195H108ZM113 198V196H111ZM110 197V198H111ZM115 197V196H114ZM124 197V196H123ZM130 197V198H131ZM225 197V196H224ZM227 197V196H226ZM231 197V196H230ZM29 198V197H28ZM38 198V199H39ZM87 198V197H86ZM116 198V197H115ZM214 198V197H213ZM232 198V197H231ZM230 198V200H231ZM125 199V198H124ZM119 200V199H118ZM128 200V199H127ZM248 200V201H247ZM28 201V200H27ZM89 201V200H88ZM113 201L115 202L114 198ZM117 201V199H116ZM126 201V200H125ZM216 201V200H215ZM226 201V199H225ZM30 202V201H28ZM27 202V203H28ZM118 202V201H117ZM121 203H117L115 205L117 210H124L126 205H127V201L123 202L120 201ZM228 202V201H227ZM231 202V201H230ZM236 202V201H234ZM33 203V202H32ZM93 203V201H92ZM107 203V201H106ZM112 203V202H109ZM129 203V202H128ZM221 203V202H218ZM240 203V202H239ZM108 204V203H107ZM172 204V205H173ZM217 204V203H216ZM232 204V203H230ZM234 204V203H233ZM228 209L232 210V206ZM243 204V205H244ZM29 205V204H28ZM27 205V206H28ZM95 205V204H94ZM111 205V204H110ZM108 204V206H110ZM138 205V207H139ZM175 205V204H174ZM218 205V204H217ZM216 205V206H217ZM223 204H221L220 206H222ZM228 205V204H227ZM239 205V204H236ZM46 206V207H45ZM96 206V205H95ZM100 205H98L97 207L99 208ZM112 206V205H111ZM225 206V205H224ZM50 207V208H52ZM101 207V206H100ZM113 207V206H112ZM111 207V208H112ZM174 207V206H173ZM239 207V206H238ZM241 207V206H240ZM239 207V208H240ZM244 207V206H243ZM97 208V210H99ZM110 208V207H109ZM135 208V207H134ZM176 208V207H175ZM177 208V209H178ZM242 208V207H241ZM240 208V209H241ZM40 209V208H39ZM131 209V207H130ZM136 209V208H135ZM225 209V208H224ZM223 209V210H224ZM227 209V211H228ZM116 210V211H117ZM128 210V209H127ZM134 210V209H132ZM219 210L220 209L219 207ZM230 210L228 212H230ZM234 210V209H233ZM51 211V210H50ZM95 211V209L93 210ZM104 211V210H103ZM102 211V212H103ZM111 211V209H110ZM118 211V213H119ZM135 211V210H134ZM29 212V210H28ZM53 212V211H52ZM101 212V210L99 211ZM125 212V211H124ZM123 212V213H124ZM136 212H138V209H136ZM220 212V211H219ZM220 212V213H221ZM107 213H111V216L113 219V213L112 212H108ZM127 213V212H125ZM124 213V215H125ZM233 213V212H232ZM99 215H101L100 213H98ZM137 214V213H136ZM105 215V212H104ZM110 215V214H109ZM121 215V213L119 214ZM123 215V214H122ZM130 215V213H129ZM139 215V214H138ZM51 216V217H52ZM102 216V215H101ZM109 216V217H111ZM127 216V215H126ZM224 216V215H223ZM233 216V215H232ZM129 217V216H128ZM180 216H178L179 219ZM231 217V216H230ZM126 218V217H124ZM132 217H129V219ZM150 218V217H149ZM226 218V217H225ZM105 219V218H102ZM145 219V218H144ZM181 219V218H180ZM223 219V218H222ZM229 219V218H228ZM231 219V218H230ZM233 219V218H232ZM52 220V219H50ZM123 220V219H122ZM134 220V218L131 219V221ZM146 220V219H145ZM144 220V221H145ZM34 221L36 222L34 224ZM54 221V220H53ZM103 221V220H102ZM120 221V220H119ZM128 221V220H127ZM180 221V220H179ZM183 221V220H182ZM180 221V223L182 222ZM232 221V220H231ZM230 221V222H231ZM112 222H114L112 220ZM111 222V223H112ZM135 223V220L133 221ZM142 222V221H141ZM147 222V221H146ZM227 222V221H226ZM253 222V224H252ZM116 223V222H114ZM118 223V221H117ZM132 223V222H131ZM14 224V225H12ZM34 224V225H33ZM52 224V223H51ZM119 224V223H118ZM117 224V225H118ZM124 224V223H123ZM143 224V223H142ZM148 224V223H146ZM155 226L156 223H154ZM183 224V223H182ZM100 225V224H98ZM116 224H114V226H116V231H118L121 236H122V243L128 247L129 249H131V251H136L137 249H141L142 246H140V243H138V238L134 237L136 235H134V233L132 234L129 229V231L124 228L122 226H117ZM185 225V223L183 224V226ZM227 225V224H226ZM80 226V225H79ZM82 226V225H81ZM83 226V227H84ZM150 226V225H147ZM161 225V227H163ZM185 226V227H187ZM230 226V224L228 225ZM20 228L22 229L21 231H23V237H19L18 235L15 236L13 233L15 232V228ZM59 227V228H58ZM64 227V228H65ZM140 227V226H139ZM60 228V231H61ZM63 228V229H64ZM82 228V227H81ZM85 228V227H84ZM86 228V229H87ZM100 228V227H99ZM135 228V227H134ZM152 228V227H151ZM33 229V228H32ZM53 229V228H52ZM55 229V230H57ZM83 229V228H82ZM94 231L97 229L93 228ZM139 229V228H138ZM138 229H136V231H139ZM187 228V230H189ZM227 229V228H226ZM229 229V230H230ZM1 230V229H0ZM77 230V228H76ZM84 230V229H83ZM91 230V229H89ZM143 231V229H141ZM154 230V228H153ZM156 230V229H155ZM158 230V229H157ZM228 230V231H229ZM19 231V230H18ZM31 232V230H29ZM54 231V229H53ZM52 231V232H53ZM78 231V230H77ZM87 231V230H85ZM81 232V231H80ZM93 231H91L92 233ZM98 232V231H97ZM100 232V229H99ZM117 232V233H118ZM144 232V231H143ZM156 232V233H157ZM230 232V231H229ZM18 233V232H17ZM84 233V232H83ZM96 233V232H95ZM102 233V232H101ZM100 233V234H101ZM118 233V234H119ZM57 234V233H55ZM78 234V233H77ZM82 234V233H81ZM89 234V231H88ZM94 234V233H93ZM146 234V233H145ZM191 234V235H192ZM79 235V234H78ZM84 235V234H83ZM80 235V236H83ZM90 235V234H89ZM102 235V234H101ZM100 235V236H101ZM141 235V234H139ZM168 235V236H166ZM32 236V235H31ZM30 236V238H31ZM60 236V235H59ZM69 236V237H70ZM78 236V237H80ZM143 236V235H142ZM147 236V235H146ZM34 237V236H33ZM32 237V238H33ZM75 237V236H74ZM94 237V236H93ZM99 237V235H98ZM144 237V236H143ZM155 237V236H154ZM28 238V237H27ZM31 238V239H32ZM71 238V237H70ZM88 238V237H87ZM100 240L102 238L99 237ZM158 238V237H157ZM231 238V237H230ZM233 238V237H232ZM237 238V237H236ZM75 239V238H74ZM90 239V238H89ZM92 239V238H91ZM137 239V240H136ZM143 239V238H142ZM156 239V237H155ZM239 239V238H237ZM237 239H233L234 241ZM70 241V239H68ZM80 240V239H79ZM99 240V241H100ZM103 240V239H102ZM118 240V238H117ZM140 240V239H139ZM160 240V239H159ZM28 241V240H26ZM82 241V238H81ZM95 241V240H94ZM93 241V242H94ZM141 241V240H140ZM144 241V240H142ZM158 241V240H157ZM191 241V240H190ZM240 241V240H239ZM237 240V243L239 242ZM23 242V243H24ZM77 242V239H76ZM91 242V241H90ZM89 241L88 243V247L91 248L93 245L90 243ZM159 242V241H158ZM161 242V241H160ZM242 242V241H241ZM69 243V242H68ZM75 243V242H73ZM85 243V244H87ZM103 243V242H102ZM100 242V244H102ZM187 243V244H188ZM236 243V242H235ZM25 244V243H24ZM94 244V243H93ZM105 244V243H104ZM104 244H102V246H104ZM122 244V245H123ZM142 244V243H141ZM161 244V243H159ZM157 244V246L159 245ZM186 244V245H187ZM189 244V246H190ZM196 246H194L193 250H196ZM19 245V248H18ZM23 245V244H22ZM70 245V243L68 244ZM97 245V244H96ZM94 245V246H96ZM151 245V244H150ZM153 245V244H152ZM151 245V246H152ZM162 245V244H161ZM31 246V245H30ZM72 247V245H70ZM100 246V245H99ZM124 246V247H125ZM144 246V244H143ZM149 246V244H148ZM149 246V247H151ZM155 246V245H154ZM153 246V247H154ZM179 246V245H178ZM193 246L191 247V249L193 248ZM34 247V246H33ZM77 246H75L76 249ZM88 247L86 250H88ZM97 247V246H96ZM163 247V246H162ZM165 247V246H164ZM182 247V246H181ZM185 247V246H184ZM183 247V248H184ZM30 248V247H28ZM27 248V249H28ZM74 248V247H72ZM86 248V247H85ZM93 248V247H92ZM146 248V247H145ZM152 248V247H151ZM34 249V248H33ZM39 249V248H38ZM98 249H102V248H98ZM127 249V248H126ZM150 249V248H149ZM156 249V247H155ZM37 250V249H36ZM92 251V249H90ZM89 250V251H90ZM104 250V248H103ZM106 250V249H105ZM143 250V249H141ZM148 250V249H145ZM152 250V249H151ZM150 250V251H151ZM175 250V249H174ZM186 250L187 247H186ZM199 250V249H197ZM20 251V252H21ZM30 251V250H29ZM38 251V250H37ZM40 251V250H39ZM102 251V250H101ZM100 251V252H101ZM130 251V250H129ZM139 251V250H138ZM144 251V250H143ZM142 251V253H143ZM158 252V250H156ZM4 252V253H5ZM32 252V251H31ZM36 252V251H34ZM50 252V250H49ZM75 252V250H74ZM77 252V251H76ZM79 253H82L81 251H78ZM96 252V251H95ZM105 253H107L106 251H104ZM148 252V251H147ZM153 252V251H152ZM155 252V251H154ZM153 252V253H154ZM195 252V251H194ZM25 253V252H24ZM42 253V252H41ZM48 253V252H47ZM146 255V251L144 252ZM143 253V255H144ZM156 253V252H155ZM167 253V251H166ZM193 253V252H192ZM191 253V254H192ZM12 254V253H10ZM15 254V253H14ZM32 254V253H31ZM43 254V253H42ZM45 254V253H44ZM133 254V253H132ZM135 254H137L135 252ZM134 254V255H135ZM148 254V253H147ZM150 254V253H149ZM157 254V253H156ZM163 254V253H162ZM162 254L161 258H162ZM189 254V255H188ZM196 254V253H195ZM244 253H242L241 255H243ZM5 255V254H4ZM9 255V254H8ZM19 255V254H18ZM53 255V254H52ZM80 255V254H79ZM107 255V254H106ZM142 255V257H143ZM151 255V254H150ZM149 255V256H150ZM153 255V254H152ZM158 255V254H157ZM158 255V256H159ZM164 255V254H163ZM169 255V254H168ZM3 256V255H1ZM12 256V255H11ZM15 256V255H14ZM27 256V254L25 255ZM81 259L87 260L89 261V259L93 260V264L95 262V264H107L106 262V258L102 253H96V254H91L90 252H86L85 254H81ZM136 256V255H135ZM148 256V257H149ZM154 256V255H153ZM196 256V255H195ZM246 256V255H245ZM244 256V257H245ZM36 257V256H35ZM43 257V256H42ZM48 257V256H47ZM107 257V256H106ZM138 257V254H137ZM155 257V256H154ZM160 257V256H159ZM3 258V257H2ZM22 258V257H21ZM24 258V257H23ZM22 258V259H23ZM33 258V257H32ZM31 258V259H32ZM44 258V257H43ZM134 258V257H133ZM144 258V257H143ZM160 258V259H161ZM193 258V257H192ZM191 258V259H192ZM5 259V258H4ZM7 259V258H6ZM12 259V257H11ZM28 259V258H26ZM60 259V258H59ZM157 259V256L156 258ZM249 259V258H248ZM16 260V259H15ZM30 260V259H28ZM42 260V259H41ZM39 260V261H41ZM47 260V259H46ZM90 260V261H92ZM137 260V258H136ZM147 261V259H144V261ZM153 260V259H152ZM158 260V259H157ZM156 260V261H157ZM221 260V259H220ZM242 260V259H241ZM245 260H243V262H246ZM0 261H4V260H0ZM7 261V260H6ZM5 261V262H6ZM18 261L20 262L21 260L18 259ZM31 261V260H30ZM33 261V260H32ZM38 261V263H39ZM45 261V260H44ZM43 261V262H44ZM141 261V259H140ZM143 261V260H142ZM10 262V261H7ZM22 262V261H21ZM60 262V261H59ZM83 262V261H82ZM161 262V261H160ZM221 262V261H220ZM16 263V262H15ZM24 263V262H23ZM22 263V264H23ZM41 263V262H40ZM45 263V262H44ZM50 263V262H49ZM47 263V264H49ZM61 263V262H60ZM90 263V262H89ZM150 264V262H147ZM146 263V264H147ZM159 263V262H158ZM247 263V262H246ZM252 263V262H251ZM250 263V264H251ZM11 264V263H10ZM18 264V262H17ZM64 264V263H62ZM142 264H144V262H142ZM152 264V263H151ZM162 264V262H161ZM166 264V262H165ZM168 264V263H167ZM223 264V263H222Z\"/></svg>",
    "mask_w": 264,
    "mask_h": 264
},
{
    "label": "rangeland",
    "instance_id": "374dc122",
    "mask_svg": "<svg viewBox=\"0 0 264 264\" xmlns=\"http://www.w3.org/2000/svg\"><path fill=\"white\" fill-rule=\"evenodd\" d=\"M29 1L28 0H25V1L21 0L19 3L17 2L16 5H15V7L13 8L14 10H12L10 12V15H8V17H7L8 19L6 18L5 21L2 23L3 27H1L0 30L1 29H3V30H1L0 33L1 32H4V33H1L0 34L1 35L0 36V38H1L0 39V46H1V44L3 42L6 41V39L9 40L10 36L13 34V32H12L13 31V28L16 27V24L18 22L17 21L18 20V17L20 16L22 10H24V7H26L30 3L29 5H30L31 8L29 10L30 11L29 12V17H31L30 14H32L33 10H35L37 8V6H39L35 11L38 10L37 12L40 14V15L38 14V16H39V22H40V23H38V25L39 24L40 25L37 28V29H39L38 32L37 31L35 32V34L36 33L37 34L34 36V38L37 36L36 39L34 40L36 42L33 41V45H32L33 48L31 47V50L33 52L32 53V56L36 54L35 51H37V49H38V46L37 45H38V42L40 41V38L39 37L43 33L42 32L43 31L42 28L44 26H46V28L48 30V33L50 34V32H51V36H52V38H54L53 40L55 41V43L57 44V46L60 47L61 51L64 53L63 54V56H64L63 57L64 63H65V65H67V67H69L67 69H70V72H73L74 71L73 74L72 73L71 74L72 75H74V74L76 75L75 76L76 77L75 79L77 80L76 82H78L76 84L79 85V87H77V89H79L81 91L82 96H85V94L87 95V96H85V97H87V98H85V100H87V101H84V103L87 104V105L84 104L85 105L84 108L86 109V111L88 109L92 108V111L94 110L96 113H94V115H91L90 112H89V110H88L87 113L84 116L85 118H83L82 122H80L82 124L76 123L73 120V115H72L73 114L72 113L73 111L71 110L72 108H71L70 102L69 103L67 102V99H65L66 98L65 96L60 95L57 92H55L54 89H52L53 87L51 86V84L47 82L46 74H45V71H44V67L42 65V62H41L40 58L39 59H36L37 62H36V60H32L33 61L32 64L27 65L29 67L26 66V69H29L31 71H36L38 73V75H40V77H39V76H36L35 75L36 74L35 72H31L30 75H29L30 76L29 78H30L31 83L33 82L32 83V85H33L32 87L35 86L34 88L38 90L37 103L38 104L40 103L41 105L40 104L38 105L36 103V105H34L33 108H31L30 110L29 109H24V111H23V110H21V109L18 108V109H15L16 110L15 111L14 110V105L12 104V101L10 99L11 98V95H10L11 92L4 86V84L3 85H0V92H1V94H0V101H1L0 102V117L3 116L2 118L3 119H6L4 121L3 119L0 118V133H1L2 136H4V138H7V140L11 143V145L13 144V150H14L15 157H17V158L21 157L22 158V161H20V163L17 165V168L15 170V174L17 175L16 176L17 177L16 179L19 180L18 181L19 184H20V181L22 182L20 184L21 185V190L20 191H22L25 196L27 195L29 197V198L27 196L25 197L26 198L25 199V205L26 204L27 205L29 204L28 206L26 205V208H28V210H29V212L27 210V217L28 218H31V219H33V220H35L37 222V224H35L36 222L34 221V224L35 225L33 224L34 225V226H32L33 229L32 228L31 229H27L26 232H25V234L27 235L25 237V239L28 240V241H26V240H25V242L22 241L21 242V245H20V246H23V247L26 248L25 251H21L22 249L19 248V245H18V248L19 249L14 252L15 254L13 252H10V253H12V254H10L9 252L7 253V252L3 251L2 249H0V260H4V261H0V264H10V263L11 264H17V262H18V264H22L23 262H24L23 264H47L49 262H50L49 264H62V263H64V264H93V260L92 259H89V261H87L88 259L87 260L81 259V257H82L81 254H85L86 252H90L91 254H96V253H99L100 254V253H102L105 256V258L107 259L106 260L107 264H142V262H144V264H146L147 262H150V264L151 263L152 264H161V262H162V264H165V262H166V264L167 263L168 264H175L174 258H173V260H171L172 259V256L168 252V251H171L170 249L173 250L172 252H176L177 251V248H181V249H179L181 252H185V251H188L189 252L190 251L189 252V254H190L189 259L193 263H194V259H196L195 257L198 256L199 251H200L199 254H202L201 253L202 250L200 249V247L198 246V244L197 243H194L196 241H195L194 237L192 238L193 234L190 231L189 227L187 226V223L185 222L183 215H181L182 213L179 210V208L176 205V203H174L175 205L172 203L173 205L171 204V206H172V208L175 210V212L177 214V218H175L176 222L179 225H181V227L185 231L184 234H182V237L181 238L184 237L183 239L186 240L189 237L188 238L189 240H187V242L184 243V246L185 247L183 245H180V244H178L179 246L176 245V246H173L172 248L171 247L169 248V246L167 247V244L164 245V242L162 241L161 236L160 235H157L158 234L157 231H159V229H160V231L166 230L165 227L163 226V224L162 223L154 222V223H156V225L158 224L157 226H155V224L153 223V219L150 216V213H148L145 210L144 206L139 205L137 203H135L134 206L131 205L132 204L131 202L133 200H132V197L130 196V192L129 191H126L128 189H126V187H124V185H122V182H121L120 178L117 176V173L114 171V167H112L113 165L111 166L110 165L111 162L109 161V159L106 158L107 155L104 152H102V150L99 147H97L92 142V137L94 135H97V137L99 136L98 138H100V139L102 138L101 140H103V133H102L103 130H102L101 123H100V121H101V118L100 117L101 116H99L100 114H99V111H98V99L97 98H98L99 95L108 98L112 102L114 101L113 104L117 107V109L119 111V115L121 114L122 122L124 121V123H122V127H124L122 129V131L124 132V134L125 133L126 134H129V136L130 135H133L132 132H134V134L137 137V139H139L138 142L140 143L139 144L136 141V144L138 145V147L140 146L139 147L140 152H141V149H143L141 153L143 154L144 158H146V160L148 161V165H149V163H150V161L152 159L155 162L157 161L156 156L160 160V161L158 160V162H156V163L155 162L153 163V160H152L151 161L152 163L149 165L150 167L151 166L154 167L155 164L156 165L158 164L159 168H157L158 166H155L154 167L156 175H159V177L162 176L163 180H164V177H165V181L166 180L168 181V179L170 177L172 178V176L175 177L176 178L175 180H177V182L179 183L180 188L182 187L181 189L183 190V192L187 195V197L190 199V201L194 204L195 209L198 211V213H200L199 220L202 222V224L204 226V232H205L206 239L208 238V240H206L207 241V245H209L208 248H209V250L212 253H214L216 255L218 254L217 256L220 257V259H221V260L219 259L218 262L215 261V263L216 264H222V263L223 264H250L252 262L251 264H254L253 263L254 260L251 261V262H249L250 260H252L249 256H248L249 259L247 258L245 260V258L248 255L247 253H245V251L244 252L241 251L242 253H244L243 255H241L242 253L241 254L239 253V250L237 252L235 251V249H237L236 248V246H237L236 244H241L243 246V248H245V249L247 248V245L245 244V239L241 238L242 236L240 235V232H238V231L236 232V237L239 238V239H237L236 237H234L233 233L231 234L232 230L230 229L232 225L236 224L237 218H241V219L243 218L244 215H243V212L242 211H244L246 209L247 203L244 204L245 202H243V204H244L243 205L241 201H239L240 203L237 202L238 200H236L237 198H235L236 195L233 197L232 194H229L231 192L228 190V186L226 184V181H224V180H228V176H227L228 174H226V176H225V173H227V171H226L225 167L223 166V164H221L222 163V160H223V158H221V156L223 157V153H222V155L220 154L221 155L220 156L219 155V151L221 153V150H222L221 149V147H222L221 140H222L223 137H225L227 144L229 143V145H232V143H231L232 142V139L230 137L231 127H230L228 121L226 122L227 119L222 116V113H220L223 110H220L222 107H220L221 106V103L219 101L220 100V97L218 95V92H216L217 90L214 89V87L211 86L210 82L207 81L208 78L205 77L206 75H204L205 74V70H204V66L202 64L203 57L201 58V56H203V54H202L203 53V51H202L203 50V47L197 45L198 43H197V37H196V35L198 33H196V31H197L196 30L197 28L195 27L196 25L193 24V23H195L194 22L195 21V18H194L195 17V12H194V6H193V4H190L192 2H190L189 0H177V1L176 0H171V1L170 0H153L154 1L153 2L154 3V6H155V10H156L155 11L156 12V15H157V17L159 16L157 19L159 20V25H158L159 30H158V33L160 35L158 34V36H156L155 34H153L154 31L152 29V25L150 24L151 21H149L150 20V17L147 14L148 13L147 12L148 10L146 9L147 6L145 5V3L142 0H135L136 1V3H135L136 7L135 8L137 10L136 12H137L138 15L140 14V16H138V17H142V19H143V23H144V27H145L144 30H145L146 38L148 40L147 43H145L146 45L145 46L143 45V46L145 48L147 57H149L152 60L153 64L155 65L154 66V69H156V70H154V78H155V80H154V85L152 86V89L153 88L155 89V90L153 89L155 91V92H153V99L156 98L157 102H159V104H160L159 105L156 102L155 99L153 100L152 103H149L148 101H145V99L143 98L142 94H140V90H138L139 88L136 86L137 84H136L135 75H134L135 67L133 68V66H132V62H133L132 61L133 60L132 57L133 56H131V55H133V54H131V53H133V52H132V42H130L131 41V36H128L130 33L128 34V30H127L126 24L124 23L125 22L124 14H122L123 12L121 11L122 10L121 5H122V2L123 1L120 0V3H121L120 4L119 1H117V0H73V3H76V4H73V10H74L73 12L76 15V19L74 21L75 25L77 24L79 26V17L86 18V30H85L84 33H80L81 31L78 29V27H76L77 30L75 28L76 31H73V32L70 31V29H68L65 19L61 16V14L59 15L60 11H59V8H58V2H57L58 0L57 1L56 0H42L41 1L42 3L40 2L41 3L40 5L36 3L38 0H36V2H34L35 0H31L30 2ZM219 1L220 0H216V2L214 1L215 4H216V6H219V3H220ZM240 2H241L242 7L244 9L245 19H249V22L247 21V23H250L251 24V27L249 26L250 24H247V26H248L249 30H250V28L252 29V32L250 30V38H252V39H249L248 41H250V40L251 41L249 43H247L248 41L245 42V39L241 35L242 34L241 33L242 31L241 32L240 31L237 32V33H239V34L241 33V34L238 35L239 38H240V41L238 40V45L239 46L237 45V50H236L237 51V53H236V56L237 57L234 56V59L236 58L235 59L236 60L235 63H236V66L238 67L237 73L240 76V74L242 73V71H243V73L245 72V75L247 76V81L249 82V86H248V82L244 86V87L247 86L246 88L248 90L246 88H243V89L246 91V94H248V93H249L248 95H251L252 94V96L254 97L253 99L256 100V104H257V107H258V111L260 112L259 113V116H261L260 117L261 119H264V115H263L264 114V103H263L264 102L263 101L264 100V95H263L264 94V92H263L264 90H262V89H264V59H263L264 58V0H240ZM117 3H119V4H117ZM24 4H27V5H24ZM115 4H116V7H115ZM176 5H178L177 7H178V11L179 12L176 11L177 10V8H175ZM39 9H41V10H39ZM43 10H44V13H43ZM99 10L101 12H99ZM45 13L49 14L48 16L51 19H49V18L48 19L50 20L49 22H51L50 24L53 25V26L51 25L53 28L51 26H48V25L45 24L46 21H45V18L43 17V15ZM99 13H101L103 20L106 19L105 20V23H108V22L112 23L113 38L117 39L116 40L117 41V48L115 49L116 51L113 50V47L112 46H111V48L108 47V49L103 50V48L100 47V45L98 44V39H97V35L95 34L96 32H95V29H94L95 28L94 27L95 26L94 24H95V21H96L97 14H99ZM102 13L105 14L106 16L103 15ZM15 17H16V19H15ZM220 17L221 16L218 14L216 16V19H215V20H217V22L214 21L213 24L211 25L212 32H213V29H215L214 28L215 26H216V28L218 27L219 20H221V21L222 20L223 21L225 20V19H222V18L220 19ZM43 18H44V20H43ZM10 20H12V21L10 22ZM15 22H16V24H15ZM205 22H207V21L204 20V23ZM234 24L237 27V22H234ZM42 25H43V27H42ZM7 27H8V29H6ZM59 27L61 28L60 30H59ZM26 28L27 27H24L22 29L23 32L20 31V32H22L20 35H19V33H20L19 30L16 31L17 34H18V36L16 34V37L10 41V43L8 44V46L5 48L4 51H2L1 50V47H0V60H3L4 56H2V55H4V52L10 46H12L13 48L10 47L11 50L8 49V51L9 50L10 51L8 52L7 60H13L12 52H13L14 48L17 47L16 45H18V42L21 41V35L25 32V29ZM61 30H62V32L60 33ZM215 30L217 31V29H215ZM215 30H214L213 33H216ZM5 32H6V34H5ZM74 32H75V35L74 34L73 35L75 37L72 35V33H74ZM230 32H232V31L231 30L228 31L229 35H232V33L230 34ZM147 33L149 34V36H151V38H149V36H148ZM251 33L253 34L252 37H251V35H252ZM126 34H127V36H126ZM159 36H161V38H158ZM230 37H232V36H230ZM18 38H19V40H18ZM125 38H127L126 41L128 43L125 41ZM253 38L255 40H253ZM243 39H244V41H243ZM13 40H15V41L18 40V41L16 43ZM252 41H254L253 44H252ZM119 42H120V45H119ZM149 42H151L150 44L152 46L149 45ZM243 42H244V44H243ZM12 43H14L15 47H14V45ZM159 43H161V44H159ZM58 44H60V45H58ZM246 44H247V46H246ZM249 44L254 45V46H251V45L249 46L251 48L252 52H251L250 49H248V45ZM77 45H78V47H77ZM35 46H36V48H35ZM70 46H72V47H70ZM79 47L82 48V49H85L86 48L85 49V52L89 56V57L87 56L88 57V60H89V66L86 65V64H84V63H82V61L79 59V57H77L78 56V48ZM200 47H202V49ZM95 48H97V50L100 51V56L102 55L100 57V59L102 61H99L97 59H94L95 58V55H94V52L93 51L95 50ZM100 49H102V50H100ZM238 49L240 50V54H239ZM243 49H245V50L243 51ZM107 50H108L109 53L107 52ZM112 50L115 53H113ZM128 50H129V52L130 51L131 52L129 53ZM117 52H118V54H116ZM247 52L249 53L248 56H247V54H248ZM250 52H251L252 55L250 54ZM253 52L256 53V54H254ZM1 53H3V54L1 55ZM106 53H107V55H109L108 58L110 60H116L117 59V61L119 62V64L121 63L120 66L121 67L123 66L122 69L124 68L123 70L125 71V74L127 73L126 76H128V80H129L131 86L133 87V89L135 90L138 98L141 100V102L146 103V105H147L146 108L149 107L148 108L149 111L153 114L154 117H156L155 120H156V122H158V124L160 126V129H161V131H162V133L164 135V138H165V141H166L167 146L170 148V150H172L173 154L176 156V159H178V160H175V158L172 161L169 158H168L169 159L168 160L167 157L165 158L161 154H159L157 151L152 150L151 147H150V144H148L149 141L146 143V141L148 139L147 138L145 139V136H144L141 128L138 129L140 127L139 124L137 123L136 120H133L135 118H133L132 115L130 116L129 112L125 108L120 107V106H123V105L120 103V101L118 100V98L114 95V93L111 94L112 92H107V91H106L107 93H105L102 90V88L99 86V85H103V84H106L107 85V83H108L107 82V78L103 76L102 71H101V68L99 66V63L100 62L101 63L103 62L104 66H106V67L108 66L107 63H106V61H105L106 60V58H105ZM111 53H113V54H111ZM158 53H159V55L161 54L163 56H161V55L159 56ZM253 54H254V56L257 57V60L258 61L256 59L254 60ZM115 55H117V56H115ZM169 55H171V56H169ZM239 55H240V58H239ZM250 55H251V59L252 60L250 59ZM217 56H218V53L215 52V57H214V60L216 59L214 61L215 62V65H216L217 58H218ZM159 57H162V59H163V60H161V62H160V59L158 60ZM241 57L244 58V60ZM118 58H119L120 61L118 60ZM128 59H129V61H128ZM78 60H80V61H78ZM246 60H248V61H246ZM239 61H241V64L239 63ZM35 62L37 63L36 65H35ZM159 62L161 64H163V65H161ZM253 62H255V63H253ZM105 63H106V65H105ZM129 64L131 65L130 67H129ZM158 64H160V65L158 66ZM171 64L174 65L175 69H174L173 66H172L173 68H171ZM254 64L257 65V66L256 67H252V66H254ZM241 65H243V68L244 69L241 68ZM39 66H40V68H39ZM35 67H36V69H35ZM247 67L248 68L250 67L252 69V71H251L250 68L248 69ZM33 68H34V70H33ZM254 68L256 70H258V71H256ZM172 71L174 73L175 72L178 73V75L184 76V78H183V79H185L184 80V84L186 83V86L185 87L188 90V95H187L188 96V98H187V105H188L187 106V109H188L187 110L188 111V113H187L188 114V117L187 118H188V120L187 121L189 123V127H187L188 130L186 132L187 135H186V138H185L186 139V144L185 145H187V146L184 147V149L179 148L178 143L176 142L177 140H176V136L174 134L173 121H172V118L170 116V109H169L170 108V104H169V100L170 99L169 98H170V95H171V90L170 89H171V86H172L173 76H174L173 73H172ZM132 72H133V74H131ZM252 72H254V73L252 74ZM257 72H259V73H257ZM197 73H199V74H197ZM195 74L197 75V77L198 76L201 77V78L199 77L200 84H199V81H196V80H198V78L196 79V75ZM257 76L260 77V78H258ZM132 77H134V78L132 79ZM170 77H171V80H170ZM35 78L38 79V80H36ZM39 78H41V79H39ZM42 79H43V81H42ZM257 79L260 80V81H258ZM38 81L39 82L42 81L46 85L45 86L46 87V89H45L46 91H44V94L42 93V91H39L40 90V85H39L40 83L38 84ZM103 81H104V83H103ZM193 81H194V83H193ZM257 81L260 84H258ZM98 83H100V84H98ZM195 84H197L196 85L197 87L199 86V88H198V91L200 93L199 95L201 96L203 94L202 97H197L198 96L196 94L197 92L193 91L194 88L196 87ZM221 85H223V84L221 83ZM254 85H256L255 87H256L257 90L255 89ZM107 86L109 88V85H107ZM201 86H202V88H201ZM206 86H207V88H206ZM219 87H220V84H219ZM200 88L203 91H201ZM260 88H262V89H260ZM83 90H84L85 93L83 92ZM258 90H260V91L258 92ZM87 92H89V93L87 94ZM261 92H263V94H260ZM204 93L205 94L206 93L207 94L209 93V94L208 95L206 94V96H205ZM2 94H3V96H2ZM46 94L48 95L47 97L49 99H47ZM194 94H196L197 99L199 98L201 100V98H202L201 102H202L203 105H201V110H202V114L204 115L203 116V124H204L205 130L201 129L202 126L200 124V121L198 120L199 118H198V114L196 112L197 110L195 109L197 107L194 106V105H196L197 101H196V97H195ZM255 94H258V97H257V95L254 96ZM92 95H94L93 98H92ZM158 95H159V97H158ZM212 95H213V97H212ZM259 95H260V97H259ZM61 96H63V97H61ZM39 97H41V99ZM216 97L217 98L219 97V98L217 99ZM261 97H262L263 100L261 99ZM213 98H214L215 101L212 100ZM3 99L5 101H3ZM39 99L41 101H39ZM42 99H43V101H42ZM112 99H114V100H112ZM208 99H209V101H208ZM259 99H260V101H259ZM48 100H49V102H48ZM50 100H51V103H50ZM257 100H258V102H257ZM204 101L205 102H208L209 104L208 103L205 104ZM56 102H59V103L63 104L64 107L63 106L62 107L65 108V111L67 113L65 115L66 117H65V121H64L63 124H58L57 122H54V121H52V123L50 121V124H49V121L48 120H45L44 117L41 118V116L39 115L42 107H44L46 105L45 107L50 108L51 106L56 105ZM217 102H219V104ZM2 103H3V105H2ZM210 104H211L212 107H209ZM40 106H41V108H40ZM94 106L96 107L97 110L95 109ZM219 107H220V109H218ZM202 108H204V109H202ZM207 108H209V110H207ZM215 108H217L216 111L221 116H219L218 114L216 116ZM12 109L14 110V113L13 114L10 113V111H12ZM160 110H161V112H160ZM210 110H211V113H210ZM208 111H209V113H208ZM25 114L26 115H31V116H28V119L27 120H23ZM13 115L14 116L17 115L19 118H17L16 116L14 117ZM67 115H68V118H67ZM95 115H96V120H95ZM36 118H38V119H36ZM91 118L94 119V121L91 120ZM192 118H194V119H192ZM218 118H219V120H218ZM22 120H23L24 123L22 122ZM90 120L93 121L94 123L91 122ZM44 121H45V123H44ZM163 122H165L167 125L164 124ZM218 122H219V124H218ZM23 124H26V125H23ZM38 124L40 126H38ZM42 124L43 125L45 124V125L43 126ZM51 124H53V125H51ZM74 124H75L76 127L79 125L77 127V129L74 126ZM94 124H95L96 127L94 126ZM124 124H125V126H123ZM198 124H199V126H198ZM215 124L216 125L218 124L217 127H216ZM220 124L224 125V127L221 126ZM51 126H53L54 128L51 127ZM61 126H62V128H61ZM71 126H72V128H71ZM214 126L217 128L216 130H215V127ZM221 127H223V128H221ZM15 128L17 129V132H16ZM31 129H33V130H31ZM35 129H36V131H35ZM75 129H76V131H75ZM12 130H13L14 133L12 132ZM45 130H46V132L48 130V132L46 133ZM166 130H167V132H166ZM212 130H214V131H212ZM220 130H223L225 132L223 133V131H222V132L219 133ZM33 131H35V133L36 132L37 133L35 134ZM51 131H52V133H51ZM68 131H70V132H68ZM205 131H207V132H205ZM216 131H217V134L218 135L215 133ZM241 132L243 133V129H240L238 131V133H240V134H241ZM166 133H168V135ZM30 134L32 135V137L30 136ZM68 134L72 135V136H70L72 139H70V137H69ZM126 134H125V136L128 139L129 136L126 135ZM223 134H226V135L223 136ZM49 135L52 136V137H50ZM65 135H67V137L69 138V140H71L70 142H69V140L67 142H65L66 141V139H65L66 136ZM195 135H196V137H195ZM210 135H211V137H210ZM27 136L29 138H25ZM40 136L42 137L41 145L39 144V142L36 141V139L38 137H40ZM48 136L50 138H48ZM80 136H81L82 140H81ZM193 136H194V138H193ZM212 136H213V138H212ZM227 137L230 139V141H229V139ZM43 138L44 139L47 138V139L44 140ZM88 138H90V140H87ZM142 138H143V140H142ZM197 138H199L198 140H200L201 143L197 140ZM218 139L220 141H218ZM52 140H53V142H52ZM31 141H33V142L36 141V142L33 143ZM213 141L215 143V147H214ZM80 142H82V144ZM144 142L146 144H144ZM78 143H80V144H78ZM89 143H91V144H89ZM76 144H77V146H76ZM196 144H198V146H200L201 148L200 147H197ZM202 144H203V146H202ZM146 145L148 146L149 149L146 147ZM216 145H217V147H216ZM14 146H16V147H14ZM38 146H40V147L38 148ZM47 146H49V147H47ZM54 146H57V148L54 147ZM93 146H95L96 149ZM218 146L219 147L221 146V147L219 148ZM69 147H70V149H69ZM44 148H46V149H44ZM215 148H216V150H214ZM15 149H16V151H15ZM54 149L55 150H58L59 149V150L57 152H55ZM64 149L66 151V154H64V152L62 153V151ZM85 149H87L88 151H86ZM42 150L45 151V154L48 156V157L46 156V159L51 164H55L54 166H56L58 169H61L60 170V178L64 179V180L61 179L62 182H63L64 187L70 188V191L73 193L74 201L77 202L76 203L77 204V207H78L77 208V211H79L78 213H79L80 216L84 215V213L82 211L83 204H84L83 202L85 200H87L88 203H91L90 204V209L92 208L91 212L92 213L95 212V213H93V215L94 214L97 215V218H99L98 220H100V221H98V223L96 224L95 227L87 228V226H84L81 223H77L76 226H75V234H74L75 237L74 236H70L67 232L66 233H63V232H65L67 230L65 226H64L65 228L63 227L64 229L61 228L62 226H59L61 228V231H60V228L59 227H58L59 228V230H58L57 228H55L53 226L54 224L57 223V220H56V217H53L52 216V214L55 213L54 212L55 209L52 206H50L52 208L48 207L49 205H46L47 208H44V206L43 207L39 206L40 205L39 204L40 203V200L46 199V196H45V193H46L45 190L46 189L43 188V187H41L40 193H41V195L44 194L42 196L43 198H39V197H41L40 195H37V194L35 195V193L33 192V190L29 187V183H28V180H27V177H26L27 176V171H26V167L25 166L29 162L30 158H35L36 157L35 154H37V152L39 154L42 153ZM68 150L71 152V155L69 154L70 152ZM144 150L147 151V152H145ZM149 150H150V152H149ZM152 151L156 155H153L152 154L153 153ZM20 153H21V155H20ZM80 153H84V154L83 155H80ZM189 153H191V154L188 155ZM196 153H198V154H196ZM199 153L202 155L201 156V159H203L204 161L201 160L199 156H197V155H199ZM22 154H23L24 157L22 156ZM101 154H102V156H101ZM151 154L155 158H153L151 156ZM89 155H91L92 157L90 156V157H87L86 158V156H89ZM97 155H99L100 157H98ZM174 155H173V157H174ZM248 155L251 156V153L248 152ZM71 156L73 158H71ZM94 156H96V157H94ZM147 156H148V159L149 160L147 159ZM63 157L64 158L66 157V159L63 160ZM93 157H94V159L97 158V157L98 158L94 160V159H92ZM43 159L40 162L42 164H45V161H44L45 159L44 160ZM86 159H89V160H86ZM75 160L77 161L76 164H75V162H76ZM118 160L123 165V168H125L124 166H126L127 163L124 162V160H122L121 158H119ZM120 160L123 161V162H121ZM78 161H79V163H78ZM147 161H144V162H146V164H147ZM161 161L164 162V165L163 166H161V164H160ZM173 161L174 162H177L176 165L175 164H171ZM202 161H203V165L201 164ZM91 162H92V164H91ZM100 162H102V163H100ZM256 162L257 161H255V164L258 165L259 162H257V163ZM62 163H65V164H62ZM178 163H179V165H177ZM0 164H1V166L3 165V163H1V162H0ZM89 164H91L90 166H92V168L89 166ZM94 164H95V166H94ZM216 164H217V168L219 169V171L215 168L216 167ZM63 165H65L66 167L63 168ZM68 165H70V166L68 167ZM173 165H175L176 167H174ZM178 166H179L180 169L178 168ZM259 166H261L260 163H259ZM169 168H170V171H169ZM175 168H177V169H175ZM17 169H18V171H17ZM70 169H72V170L70 171ZM95 169L97 170V172H95L96 171ZM174 170H176V171H174ZM69 171L72 172V173H70ZM205 171H208V177L209 178H213L212 181L214 180V184L216 185L215 188L217 187V189L213 190V187H211V185H209L205 181L206 180L205 179L206 177L204 175L205 173L204 174L202 173V172H205ZM158 172H159V174H158ZM101 173L102 174L104 173L103 174L104 176H102ZM167 174H169V176H167ZM202 174H203V176H202ZM108 175H109V177H108ZM93 176H94V180L92 178ZM210 176H212V177H210ZM23 177L25 179H23ZM167 177H169V178H167ZM45 178L46 177L43 176V179L41 178V182H45V180H44ZM106 178H107V180H106ZM223 178H226V179H223ZM110 179H111V183L109 184L108 182H110L109 181ZM116 181H117V183H116ZM188 181H190V185H188L189 184ZM114 182H115L116 185L114 184ZM97 183H99V185ZM206 183H207V185H206ZM119 184L122 185V187H120L121 190H120V188H118L119 189L118 190L117 187H116ZM96 185H97V187H96ZM104 188H106V189H104ZM108 188H110V189H108ZM109 190L110 191L112 190L111 193H109L110 192ZM212 190L214 192H216V190H218V192H217L218 195L216 193H214ZM84 191H86V192H84ZM222 191L225 192V193H223ZM1 192L4 193V197L3 198H5L6 197L5 195L8 194V191L5 190V189H3L0 186V199H1ZM145 192H143V195H145V197H143V198H148V193H147L146 190H145ZM107 193H109V194H107ZM89 194H91V195H89ZM116 194H117V196H116ZM225 194H228V195H225ZM84 195H85V197H84ZM92 195L94 197H92ZM108 195H109V197H108ZM111 196H113L115 202L113 201V198ZM230 198H231V200H230ZM116 199H117L118 202L116 201ZM225 199H226V201H225ZM8 200H9L8 198H5L4 199V204H5L6 207H8V206L10 207L11 206V204H10V202ZM27 200L30 201V202H28ZM92 201H93V203H92ZM106 201H107V203L109 205L111 204L113 207L111 205L108 206V204L106 203ZM120 201H123V202H126L127 203L125 209L122 210V211L121 210L120 211L117 210L116 207H115V205L117 203H121ZM234 201H236V202H234ZM109 202H112V203H109ZM218 202H221V203H218ZM230 203H232V204L234 203L233 206H232L233 207L232 210L228 209V207L230 208L231 205H232ZM221 204H223L222 205L223 207L220 206ZM236 204H239V205H236ZM98 205H100L101 207L99 206V208H98L97 207ZM138 205H139V207H138ZM238 206L239 207L241 206L242 208L240 207L241 208L240 209ZM130 207H131V209H130ZM134 207L136 209H138V212H136V209ZM219 207H220V209H222V212H221V210H219ZM97 208L99 210H97ZM94 209H95V211H93ZM110 209H111V211H110ZM132 209H134L135 211L132 210ZM227 209H228V211L230 210V212H228ZM100 210H101V212H99ZM108 210H109V212H112L113 213V216H114L113 219H111L112 218L111 213H107ZM118 211H119V213H118ZM124 211L127 212V213H125ZM104 212H105V215H104ZM123 212L125 213V215H124ZM98 213H100L102 216L99 215ZM120 213H121V215H119ZM129 213H130V215H129ZM109 216H111V217H109ZM128 216L134 218L135 223L133 222L134 220L131 221L132 218L129 219ZM178 216H180L179 219H178ZM124 217H126V218H124ZM102 218H105V219H102ZM50 219H52V220H50ZM112 220L114 222H116V223L112 222ZM179 220L180 221L183 220V221L180 223ZM117 221H118L119 224L117 223ZM146 223H148V224H146ZM182 223L183 224L185 223V225L183 226ZM98 224H100V225H98ZM114 224H116V225L118 224L117 226L124 225L123 226L124 228H126V227L128 228L129 227L128 229L127 228L126 229L128 231H129V229L132 230L130 232L132 234L134 233V235H136L134 237H137L138 238V240L137 239L136 240L138 241V243H140V246H142L141 249H143L144 251L141 250L140 248L137 249L136 251H133V250L131 251V249H129L128 247H126L122 243V236H121V234L118 231H116V228L117 227L114 226ZM229 224H230V226H228ZM252 224H253V222H252ZM12 225H14V224H12ZM147 225H150V226H147ZM161 225L163 227H161ZM185 226H187V227H185ZM52 228L54 229V231H53ZM76 228H77L78 231L76 230ZM93 228L97 229L98 232L96 230L94 231ZM153 228H154V230H153ZM187 228L189 230H187ZM0 229H1L0 230L1 233H3V229L2 228H0ZM55 229H57V230H55ZM89 229H91V230H89ZM99 229H100V232H99ZM136 229H138L139 231H136ZM141 229H143L144 232ZM21 230L22 229H20V228L17 227V228H15V230H14L15 232L13 234L15 236H17L19 234L18 235L19 237H23V233H22L23 231H21ZM29 230H31V232ZM85 230H87V231H85ZM88 231H89V234L90 235L88 234ZM91 231H93V232L91 233ZM55 233H57V234H55ZM139 234H141V235H139ZM80 235H83V236H80ZM98 235H99V237L102 236L101 240L98 237ZM30 236H31V238L33 236L34 237L31 239ZM78 236H80V237H78ZM154 236L156 237V239H155ZM166 236H168V235H166ZM186 236H188V237H186ZM81 238H82V241H81ZM117 238H118V240H117ZM234 238L237 239L238 241L239 240L240 241L237 243V240H235V241L233 240ZM68 239H70V241ZM76 239H77V242H76ZM192 239H194V242L192 244L188 243V242H192L193 241ZM142 240H144V241H142ZM88 241L89 242L90 241L92 242V243L91 242L90 243L93 245L92 246L93 248L92 247L91 248L88 247V243H87ZM68 242L74 248H72L70 245H68L69 244ZM73 242H75V243H73ZM100 242L101 243L103 242L102 244L105 243L104 246H102V244H100ZM85 243H87V244H85ZM159 243H161L162 245L159 244ZM143 244H144V246H143ZM148 244H149V246H151L153 244L151 246L152 248L149 247ZM157 244H159V245L157 246ZM189 244H190V246H189ZM196 244H197L196 250H193L194 249V246H196ZM94 245H96L97 247L94 246ZM75 246H77L76 249H75ZM192 246H193V248L191 249ZM28 247H30V248H28ZM87 247H88V250H86ZM155 247H156V249H155ZM175 247H177V248H175ZM186 247H187L188 250H186ZM98 248H102V249H98ZM103 248H104V250H103ZM90 249H92V251ZM145 249H148V250H145ZM197 249H199V250H197ZM49 250H50V252H49ZM74 250H75V252H74ZM156 250H158V252ZM34 251H36V252H34ZM78 251H81L82 253H79ZM104 251H106L107 253H105ZM142 251H143V253L146 251V255H145V253L143 255ZM152 251L153 252L155 251L158 255L159 254H162V253L164 255L162 254V258H161V255H159L160 256L159 257L155 252L153 253ZM166 251H167V253H166ZM196 251H198V253ZM135 252L138 254V257H137V254H135ZM26 254H27V256H25ZM1 255H3V256H1ZM142 255H143L144 258L142 257ZM156 256H157V259L158 260L155 259ZM11 257H12V259H11ZM21 257L22 258L24 257V258L22 259ZM26 258L30 259L31 261L28 260V259H26ZM136 258H137V260H136ZM18 259L21 260L22 262L21 261L19 262ZM140 259H141V261H140ZM144 259H147V261L146 260L144 261ZM6 260L7 261H10V262H7ZM39 260H41V261H39ZM90 260H92V261H90ZM243 260H245L247 263L246 262H243ZM38 261H39V263H38ZM210 262L211 261H208V264H212ZM94 264H95V262H94ZM147 264H149V263H147ZM202 264H205V263L203 262Z\"/></svg>",
    "mask_w": 264,
    "mask_h": 264
}]
</instances>
